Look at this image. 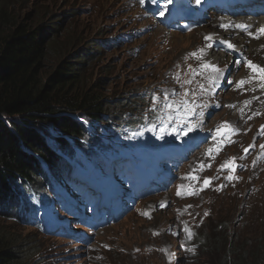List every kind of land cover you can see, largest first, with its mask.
Here are the masks:
<instances>
[{
    "label": "rangeland",
    "instance_id": "obj_1",
    "mask_svg": "<svg viewBox=\"0 0 264 264\" xmlns=\"http://www.w3.org/2000/svg\"><path fill=\"white\" fill-rule=\"evenodd\" d=\"M193 3L194 0H17L23 16H36L39 11L37 22L60 26L55 46L69 44L73 53L97 51L87 70L88 88L98 86L117 107L127 99L129 108L122 110L125 118L121 126L131 116L149 117L157 109L169 117L162 118L167 121L163 131L149 138L124 127L122 136L129 139L133 154H138V161L133 162L146 166L148 172L152 167L146 165L148 160L165 166L157 171L161 173L158 177L151 172L145 183L146 195L139 202L133 201L138 203L131 210V203L123 212L118 208L117 221L99 225L102 220L109 221L116 207L103 201L99 212L83 213V199L73 196L66 186L59 187L70 191V203L78 200V218L89 216L90 223L82 225L76 223V217L60 213L57 218L63 235L44 236L38 218L31 214L21 218L22 223L0 214V234L34 244L37 254L29 264H218V254L199 248V238L215 226L219 228L216 232L224 230L227 234L233 252L243 254L239 249L243 246L264 252V93L261 101L253 100L254 88L263 92L264 88L254 83L236 86L240 79L248 81L249 75L259 76L246 61L264 68V35L256 32L258 21L251 31L245 30L250 23L243 26L244 30L238 27L242 19L238 15L233 16L235 26L226 27L234 29L228 38L223 34L224 25L212 27L215 10L208 5L201 8L203 4L192 10ZM249 33L258 34L259 39ZM244 38L259 45L236 49L237 43L245 42ZM213 41L218 42L220 53L213 51ZM225 52L238 54V59L222 57ZM201 57H205L204 61ZM56 61L49 57L47 71H52ZM205 64L210 67H203ZM249 98L253 103L245 102ZM185 100L188 104L181 106ZM169 104L173 107L168 108ZM228 114L232 117L227 124L238 131L229 137L225 128L219 127L224 135H218V126L229 121ZM196 116L201 118L199 122ZM191 122L199 126L188 132ZM40 128L49 142L61 137L71 146L77 143L50 124ZM229 139L233 142L229 143ZM125 146L120 143L117 148ZM209 149H213L211 154ZM107 153L109 158L116 156L111 146ZM166 155L171 158L165 160ZM226 163L234 164L235 169L222 167ZM89 178L92 177L88 182ZM205 180L210 183L204 184ZM7 184V188H15L14 183ZM127 185L137 184L129 181ZM144 208L151 210L152 219L143 218Z\"/></svg>",
    "mask_w": 264,
    "mask_h": 264
},
{
    "label": "trees",
    "instance_id": "obj_2",
    "mask_svg": "<svg viewBox=\"0 0 264 264\" xmlns=\"http://www.w3.org/2000/svg\"><path fill=\"white\" fill-rule=\"evenodd\" d=\"M19 9L17 0H0V203L6 204L19 190L43 191L41 163L52 171L56 153L71 149L61 137L49 142L40 126L50 124L77 143H98V136L88 138L90 126L121 121L122 110L129 108L127 99L117 107L98 86L88 88L87 70L97 51L73 53L69 44L55 46L60 26L37 22L39 11L23 16ZM50 56L57 59L51 72L46 69ZM7 182L15 188H7ZM217 229L199 238L200 250L218 254V264H262L264 252L245 246L239 248L243 254L233 252L227 234ZM33 245L0 234V264H29L37 254Z\"/></svg>",
    "mask_w": 264,
    "mask_h": 264
},
{
    "label": "bare ground",
    "instance_id": "obj_3",
    "mask_svg": "<svg viewBox=\"0 0 264 264\" xmlns=\"http://www.w3.org/2000/svg\"><path fill=\"white\" fill-rule=\"evenodd\" d=\"M217 0H201L200 1V3H197L196 2V0H194V3H193V5H192V10H196V7L197 6H199V5H201V4H203L204 3V5H205V3L206 2H208V3H213V2H216ZM207 3V4H208ZM215 5H217L218 3H214ZM236 5V4H235ZM227 8V7H226ZM235 9L233 8V9H231V11H230V8H228V9H226V10H222V9H219V10H217V15L215 16L216 17V20H213V25H212V27H217L219 24L220 25H224V26H226V27H229V25H231V26H235V24H234V17H233V15H231L232 13H233V11H234ZM256 21H258V24H259V26H264V16L263 17H258L257 18V20ZM255 24H257V22H255L254 24L252 23V25L250 26V27H255L256 25ZM223 26V27H224ZM258 26V27H259ZM226 27H224V32H223V34L224 35H227L228 36V38L231 36V34L230 33H232V31L234 30V29H231V28H226ZM218 28V27H217ZM257 28V27H256ZM255 28V29H256ZM204 31H205V29H204ZM228 33V34H227ZM191 35V34H190ZM258 34H253V35H251V36H257ZM250 36V37H251ZM245 39V38H244ZM225 41H226V39H225ZM245 42H239V43H237L236 44V49L238 48V46H240L241 47V50L243 49V47H247V46H253V45H259V43L258 42H251V38L250 39H245L244 40ZM261 42V41H260ZM213 44H212V47H213V51H215L216 53H220V50H219V48H218V42H212ZM254 43H256V44H254ZM243 46V47H242ZM233 47H235V46H233ZM256 47V46H255ZM254 47V48H255ZM257 48V47H256ZM253 49V48H252ZM238 50H240V48H238ZM263 51H264V49H262ZM206 52V51H205ZM228 53L229 52H225L224 53V56H222V57H225V56H228ZM239 53V52H238ZM259 53H260V49H259ZM219 55V58H221V56H220V54H218ZM229 57H231L232 58V60L233 61H235V60H237L238 59V56L237 55H235V54H231V55H229ZM246 57H247V54H246ZM204 58L205 57H201V61H204ZM257 65V64H256ZM259 66V65H258ZM233 79H234V77H233ZM242 79H240V81H241ZM248 81L249 82H247V83H245L246 85H254V84H257V85H259V86H261V84L262 83H264V81H262L261 79H260V76H252V75H249V79H248ZM254 83V84H253ZM256 86V85H255ZM258 87V86H257ZM253 91H255V94H254V101L255 102H257V101H261V98H262V96H263V91H259L258 89H256V88H254V90ZM244 102V101H243ZM246 103H248V102H250V103H253L252 102V100H251V98H249L248 100H246L245 101ZM212 104H214V103H212ZM230 111H232V108H230ZM232 112H234V111H232ZM209 114V113H208ZM213 115H216V114H213ZM212 115V116H213ZM230 117H228L229 118V121L227 122V120H225L227 123H229L230 121H231V115L230 114H228ZM182 118H185V116H182ZM196 119H198V122L201 120V118H199V116H196L195 117ZM227 118V119H228ZM189 126L190 127H193V126H199V125H197V122H191V124H189ZM110 131H111V129H110ZM112 132V131H111ZM197 134L199 135V132H197ZM196 135V134H195ZM194 138H195V136H193ZM192 137V138H193ZM172 148V147H171ZM169 150H171V149H169ZM169 153V152H168ZM162 159V158H161ZM91 168V167H90ZM159 174H161V173H159V172H156L155 174H154V177H158V175ZM148 176H150L149 174H147L145 177H141V178H136V179H145L146 177H148ZM137 181V180H136ZM135 181V182H136ZM135 182H133V183H135ZM144 183H146V180L144 181ZM174 184V183H173ZM145 186V185H144ZM146 186H148V185H146ZM140 187V184L138 185V187L137 188H139ZM172 187V186H171ZM150 188V187H149ZM160 188V187H159ZM160 193V192H159ZM137 194V193H136ZM136 194H132V195H134L135 197L137 196ZM140 194H141V191H140ZM134 196H131L132 198L134 197ZM179 196V195H178ZM137 199V198H136ZM142 199V198H141ZM141 199H139L138 200V202L139 201H141ZM135 200V199H134ZM138 202H133V203H131V207H130V210L135 206V204L134 203H138ZM127 204H129V203H127ZM106 208H107V206H106ZM121 209H123V208H121ZM149 209V208H148ZM108 210V209H107ZM79 212V211H78ZM106 212H108V211H106ZM119 211H118V207L114 210V212H112V213H110L111 215L109 216V221H105L104 223H102V224H107V223H109V222H113V221H117V218H118V213ZM144 213H148L149 215H150V218H149V215H143ZM95 214V213H94ZM122 214V213H121ZM97 215V214H96ZM142 215H143V218L144 219H152L153 217H152V213L149 211V210H147L146 208H144V210H143V213H142ZM156 215V214H155ZM92 216H94V215H92ZM117 217V218H116ZM99 219V218H98ZM91 220H92V218H91ZM94 221V220H93ZM90 223V222H89ZM94 223V222H93ZM99 224V223H98ZM114 224V223H113ZM91 225V224H90ZM110 225V224H109ZM89 226V225H88ZM92 226V225H91ZM62 228V227H61ZM106 228V227H105ZM81 232V231H80ZM82 235V234H81ZM69 236V235H68ZM74 236V235H73ZM63 240V239H62ZM80 241V240H79ZM84 243H85V241H83ZM195 242V241H194ZM144 253V252H143ZM142 254V253H141Z\"/></svg>",
    "mask_w": 264,
    "mask_h": 264
},
{
    "label": "snow or ice",
    "instance_id": "obj_4",
    "mask_svg": "<svg viewBox=\"0 0 264 264\" xmlns=\"http://www.w3.org/2000/svg\"><path fill=\"white\" fill-rule=\"evenodd\" d=\"M196 2L197 3H200V0H196ZM224 27H226V26H224ZM238 27H239V25H238ZM258 33H259V35H264V27L258 29ZM249 34L251 35L252 33H249ZM259 35L256 36L257 39H259ZM209 39H210V37H209ZM229 47H233V45L229 44ZM193 55H195V53H193ZM246 63H247V66L252 70V72L253 73H258L259 76H260V79L262 81H264V68H261L258 65L253 64L251 61H246ZM203 67L207 68V67H210V65L205 64V65H203ZM213 70L214 71H218L214 67H213ZM247 82L248 81L241 80V81H239L237 83L236 86H237V88H240V87H242ZM261 87L264 88V83L261 84ZM173 104H175V102H173ZM173 104H169V105H167V107L168 108H172L173 107ZM187 104H188V102L185 100V101L182 102V105L181 106H186ZM186 110L187 111H192V109H186ZM182 123H183V121H182ZM219 127L225 128V131L227 132V134H228L229 137H230V135L235 134L238 131L237 129L232 128L231 125H228L227 122H225L224 125L218 126V130H217L218 135H224V133H222V132L219 131ZM262 127H264V126H262ZM191 131H192V128L189 126L188 127V132H191ZM185 134H187V133H185ZM262 134H264V133H262ZM232 142L233 141H231L229 139V143H232ZM261 147H264V145H262ZM218 150L219 149H217V151ZM208 151H209V154H211L213 152V149H209ZM245 152H247V149H245ZM228 166H231L233 168V170L236 167L234 164L229 165V164L226 163L225 165H222V167H228ZM201 167L203 168V165ZM209 167H210V165H209ZM191 178L192 179H196V177H191ZM208 183H210V181L209 180H205V184H208ZM177 194L179 195V193H177ZM144 215H149V214L148 213H144ZM149 218H150V215H149Z\"/></svg>",
    "mask_w": 264,
    "mask_h": 264
}]
</instances>
